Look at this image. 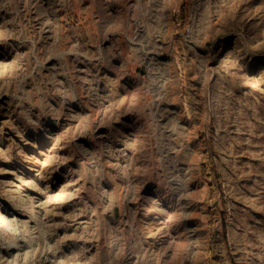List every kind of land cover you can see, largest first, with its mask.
Here are the masks:
<instances>
[{
  "label": "rangeland",
  "instance_id": "374dc122",
  "mask_svg": "<svg viewBox=\"0 0 264 264\" xmlns=\"http://www.w3.org/2000/svg\"><path fill=\"white\" fill-rule=\"evenodd\" d=\"M0 264H264V0H0Z\"/></svg>",
  "mask_w": 264,
  "mask_h": 264
}]
</instances>
